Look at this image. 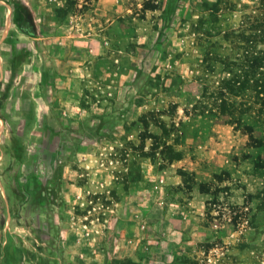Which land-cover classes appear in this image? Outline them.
I'll return each mask as SVG.
<instances>
[{
	"label": "rangeland",
	"instance_id": "374dc122",
	"mask_svg": "<svg viewBox=\"0 0 264 264\" xmlns=\"http://www.w3.org/2000/svg\"><path fill=\"white\" fill-rule=\"evenodd\" d=\"M257 1L0 0V264H264V150L203 92Z\"/></svg>",
	"mask_w": 264,
	"mask_h": 264
},
{
	"label": "trees",
	"instance_id": "16d2710c",
	"mask_svg": "<svg viewBox=\"0 0 264 264\" xmlns=\"http://www.w3.org/2000/svg\"><path fill=\"white\" fill-rule=\"evenodd\" d=\"M232 42L242 52H238L233 59L226 56L215 58L214 61L222 65L224 75L218 79H208L210 83L204 82L203 92L207 93L211 87L209 95L217 103L218 112L228 114L233 123L249 134L251 144L264 150V136L255 138L254 125L244 122L242 118L245 113L252 111L254 103L259 105L256 109V121H259L258 117L264 112V0H258L243 14ZM208 59L211 60L210 57ZM204 68L205 75L215 72L214 63L205 62ZM238 97L243 100L239 101ZM178 157L179 153L175 151L170 156L171 159ZM255 162L260 173H264V160L257 155ZM201 189L206 191V185H202Z\"/></svg>",
	"mask_w": 264,
	"mask_h": 264
},
{
	"label": "crops",
	"instance_id": "0c3cea01",
	"mask_svg": "<svg viewBox=\"0 0 264 264\" xmlns=\"http://www.w3.org/2000/svg\"><path fill=\"white\" fill-rule=\"evenodd\" d=\"M2 72V71H1Z\"/></svg>",
	"mask_w": 264,
	"mask_h": 264
}]
</instances>
